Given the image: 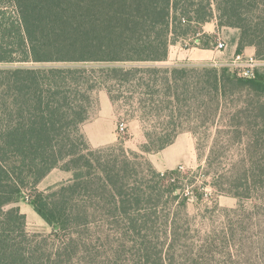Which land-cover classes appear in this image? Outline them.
<instances>
[{"label":"trees","instance_id":"trees-1","mask_svg":"<svg viewBox=\"0 0 264 264\" xmlns=\"http://www.w3.org/2000/svg\"><path fill=\"white\" fill-rule=\"evenodd\" d=\"M212 21L264 62V0H0V264H264V66L164 63L214 48ZM99 88L138 114V150L90 144ZM186 131L235 207L191 211L149 158ZM56 168L72 177L40 189ZM28 191L50 232L29 231Z\"/></svg>","mask_w":264,"mask_h":264},{"label":"rangeland","instance_id":"rangeland-1","mask_svg":"<svg viewBox=\"0 0 264 264\" xmlns=\"http://www.w3.org/2000/svg\"><path fill=\"white\" fill-rule=\"evenodd\" d=\"M231 39V35H229V33L226 31H222L217 36V44L220 41L225 42L226 47L223 50L227 49L228 51H221L219 53V57L214 60L190 59V56H193L192 51H185V49H191V47H194V45H192V43L189 44L191 42L190 40L177 41L180 42L178 44L184 46V49L181 48L180 51L184 54H182V56L186 55V57L177 63H169L168 61L164 63L172 65L178 63L210 64L213 61L225 62V60L232 58L236 54V52L231 50ZM186 43L189 44V46H185ZM171 47L170 53L173 55L180 54L179 50L178 53L176 52L175 48H173V46ZM50 64L54 63H38L36 65ZM263 66L264 63H261L259 69H261ZM94 97L95 98L91 108L90 118L83 127L90 144L94 147H97L123 143V145L127 148L138 150L144 132V124L141 122L138 114L133 113L131 108L122 103L113 104L114 111L112 114L110 106L111 101L108 99L109 96L105 89H97ZM121 123L125 125L124 131L120 129ZM111 140L112 142H109ZM173 144L167 146L166 149L150 154L149 158L154 163L156 168L161 171L165 172L167 170H175L177 172V174H175L176 183L182 186H190V191L192 192H190L188 196L191 211L194 212L196 208L201 205V203L213 205V202L215 201L220 203L222 207L226 208H232L237 205V199L228 196H218L216 194V190L211 186L213 176L212 174H207L204 177L198 176L199 171H207V145L199 150L195 136L188 131L181 133ZM60 172L61 169L56 170L55 173L48 177L39 188L46 190L53 187L54 185L67 181L66 176ZM178 192H181V190H178ZM29 195L30 192L28 191L26 199L19 203L22 212L26 214L29 231L44 233L50 232L51 227L36 213L34 208L29 204ZM197 195L201 198L200 202L193 199V197Z\"/></svg>","mask_w":264,"mask_h":264},{"label":"crops","instance_id":"crops-1","mask_svg":"<svg viewBox=\"0 0 264 264\" xmlns=\"http://www.w3.org/2000/svg\"><path fill=\"white\" fill-rule=\"evenodd\" d=\"M203 29H204V31L206 33L215 34L216 36H218L222 31H226L227 33H229V35H231V38H232L231 42H230L231 43V50L234 51V52H237V43H238V38H239V31L237 29H234V28H222V30H221L218 27L217 22H215V21H212V22H209V23L205 24ZM178 43H180V42H177V43L171 45V46H173V48H175L176 52H178V50L180 51L181 48L184 49V46H181ZM225 45H226V43H225ZM191 49H193L194 51L191 50ZM191 49H187V50L185 49V51H192L193 56H190V59H209V60H214L217 57H219V55H220L219 53L221 51L222 52L228 51L227 49L223 50V49H218L217 47L205 49V48H200V47L194 46V47H191ZM242 53H244L246 55H249V56H255V48L252 47V46L247 47ZM182 54L183 53L181 51H180L179 55H173L172 53L169 52V58H168L167 61L169 63H177L178 61H182L186 57V55L182 56ZM110 106H111V113L113 114L114 108H113V104L111 105V102H110ZM109 142H112V140L109 141ZM56 170H58V169L52 170L40 182L39 187L48 177H50L52 174H54ZM60 173H63L66 176L67 180H69L72 177V173L71 172H67V171L61 170Z\"/></svg>","mask_w":264,"mask_h":264},{"label":"built area","instance_id":"built-area-1","mask_svg":"<svg viewBox=\"0 0 264 264\" xmlns=\"http://www.w3.org/2000/svg\"><path fill=\"white\" fill-rule=\"evenodd\" d=\"M216 47L218 49H224L226 45L223 41H220ZM261 63L264 62L259 61L255 56H249L244 53H236L232 58L225 60V62L213 61L210 64L217 67L228 66L235 70L239 74V76L243 78H252L255 76L256 71L260 67ZM120 129L122 131L125 130V125L123 123L120 124ZM200 176L204 177L205 174L202 173L200 174ZM184 188V193L186 196H188L190 192H192L190 191V186L185 185ZM193 198L195 199L196 196H194Z\"/></svg>","mask_w":264,"mask_h":264}]
</instances>
